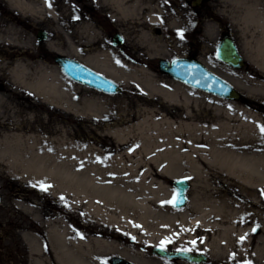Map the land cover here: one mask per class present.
<instances>
[{
  "label": "bare ground",
  "instance_id": "bare-ground-1",
  "mask_svg": "<svg viewBox=\"0 0 264 264\" xmlns=\"http://www.w3.org/2000/svg\"><path fill=\"white\" fill-rule=\"evenodd\" d=\"M2 1L12 11L35 19L51 30L59 22L79 17L66 0ZM95 1L120 26L121 34L131 47L140 52L141 57L137 59L151 61L166 55L170 47L179 53L186 52L175 41L178 31L188 29L186 15L166 8V0ZM219 1L224 8L228 7L227 18L232 27L241 26L253 32L251 36L258 42V58L251 61H259L256 66L263 71L264 0ZM74 29L75 39L52 30L54 40L47 48L61 56L64 55L62 43H67V58L82 62L123 88L132 89L133 92L128 93L133 99L128 95L115 99L96 95L75 98L71 90L78 89L77 86L58 74L55 68L48 67L31 50L32 42L21 27L0 16V44L10 48L9 53L15 58L7 71L11 81L37 98L44 113L55 109L83 118L102 117L105 121L103 136L110 140L103 143L102 150L95 144L77 142L74 134L65 130L55 136L56 131L40 126L28 124L19 133L13 128L5 141L25 153L23 168L27 180L33 181L39 174L43 178L48 175L47 186L52 195L68 193L73 208L79 201L84 202L87 214L102 226L135 236L138 230H146V226L136 223H148L153 230L152 238L156 239L161 224L165 225L166 235L171 233V221L176 214L169 213L162 221L151 203L157 191L162 199L170 200L171 197L158 176L169 180H177L182 175L196 178V188L201 190L202 198L197 202L195 198L188 200L190 205L198 203L200 206L198 216L192 221H198L203 231H209L206 237L212 236L214 256L228 253L238 235L245 237L240 250L251 249L252 239L238 227V212L251 213V210L234 203L226 194L212 192L207 197L206 191L212 187L213 173H225L239 183L264 179L262 160L249 155L264 138L258 127L263 125L254 112L244 104L245 107H233L222 113L219 104L212 108L217 102L213 95L200 94L166 80L105 47L102 35L91 22L81 20ZM254 85L263 88L264 82L254 81ZM198 100L209 101L211 108L201 109ZM16 165L15 159L10 160V166ZM180 216L184 218L185 215L180 213ZM45 228L56 264H99L92 256L93 243L111 247L115 255L122 251L119 244L107 238L72 241L78 245L72 246L70 240L64 241L65 232ZM213 230L219 231L217 236L213 235ZM255 250L264 252L262 243H258ZM122 260L140 264L129 258ZM254 260L249 258L246 263Z\"/></svg>",
  "mask_w": 264,
  "mask_h": 264
},
{
  "label": "rangeland",
  "instance_id": "rangeland-1",
  "mask_svg": "<svg viewBox=\"0 0 264 264\" xmlns=\"http://www.w3.org/2000/svg\"><path fill=\"white\" fill-rule=\"evenodd\" d=\"M197 2L199 0L164 1L166 8L177 9L186 15L189 25L187 31L182 32V39L178 35L175 36L179 48H183L186 52L179 53L177 52L179 50L170 47L166 50V55L151 61L145 58L143 60L137 59L141 57L140 52L131 47L128 40L121 34L120 26L106 14L95 0H66V3L79 17L62 23L59 22L51 28L54 31H59L63 37L75 39V25L81 20L89 21L99 30L105 47L113 50L125 60L145 66L153 74L176 82L194 92L212 96L206 92L190 88L158 69V61L160 60L172 61L181 57L196 59L212 73L233 85L242 95L237 102L212 96L217 100L213 106L209 101L198 100L200 108L210 109L211 106L217 108L219 104L221 112L224 113V110H233V107H245L244 104H247L264 127V86L257 88L254 85V81L264 82V68L261 67L263 71H260L257 68L260 62L252 63L251 61L258 58L256 53L257 39L251 36L252 31L247 32L241 26H231V22L227 18L229 12H226L228 7L224 8L221 1L205 0L203 12ZM0 16L6 22L9 21L21 27L32 42L31 50L35 51L48 67L55 68L58 74L77 86L78 89L71 90L72 94L76 96L75 98L81 99L96 95L115 99L128 95L130 99H133V95L128 93L133 92L132 89L123 88L119 84L117 85L122 89V92L109 95L73 82L63 74L54 62V57L57 54L47 48V45L54 40L51 29L35 19L23 17L12 11L2 0H0ZM40 31L47 34L42 42L37 37ZM116 33L123 38L124 43L121 46H113L112 44V37ZM228 34L236 40L239 52L245 59V66L239 70L226 66L215 57L218 41L223 35ZM62 45L64 55L61 56L68 57L65 56L68 53L67 43H62ZM10 51V48L0 44V264H56L50 246L51 240H49L45 227L56 228L65 232L64 241L70 240L72 246H78L72 241L78 243L85 240L89 241L90 238H107L111 243L115 242V244L120 245L122 251L115 255L111 247H101L93 243L91 246L92 256L99 264L101 261H105V264H112V260L115 258H129L140 264H185L182 262L168 263L150 253L152 246H159L160 241L166 238H171V242L166 244L165 249L183 250L187 248L192 252L204 254L208 256V260L204 264H244L249 258L264 262V252L255 250L258 243H262L264 246V179L255 183H239L225 173H213L211 175L212 189H207V197H209L208 193L212 192L222 196L226 194L234 203L251 210V213L240 214V211L238 212L240 215L238 227L243 230L247 238L252 239L250 244L252 248L241 251L240 247L243 242H240L241 236L238 235L228 253L216 256L213 254L215 248L212 236L206 237L209 231H203L198 221H192L198 216L199 204L190 205L188 203L183 209H173L171 203H166L173 197L174 191L171 181L176 179L169 180L158 176V181L167 187L166 192L167 194L171 193V197L170 200L162 199V196L157 195V191L153 198L154 201L151 203L160 214L162 221L169 213L175 212L176 214L171 221V233L166 235L165 225L161 224L156 239L152 238L153 230L148 223L146 225L142 222L136 223L140 227L146 226V230H138L135 236H130L116 228L102 226L95 218L87 214L84 202L79 201L80 203L75 204L73 208L70 204L72 199L68 193L59 192L52 195L50 187L41 191L39 185L41 183L47 185L50 181L48 175L43 178V175L39 174L33 181L27 180L23 168L26 159L25 153L21 150L17 151L14 146L5 141L13 128L19 133L23 132V128L28 124L31 127L40 126L45 130L53 129L56 131L55 136L63 134L62 131L65 130L70 135L74 134L77 142H83V145L95 144L102 150L103 143H109L110 140L103 136L102 130L105 121L102 117L83 118L55 109L46 113L42 112L45 109L39 105L37 98L16 86L9 78L8 67L15 59L14 54L9 53ZM81 55L86 56L83 50H81ZM134 98L136 99L135 96ZM139 99L142 101L141 98ZM252 122L254 121L252 120ZM250 154L252 159L262 160V167L264 168V138L251 149ZM12 159H15L17 167L10 166ZM180 178L189 180V199L195 198L196 202L201 200L202 192L196 188L198 185L196 178L192 179L182 175L177 179ZM180 213L185 215L184 218L180 216ZM253 228L258 229V233L253 232ZM218 233V230H213L214 236H217ZM191 241H196L194 246L190 243Z\"/></svg>",
  "mask_w": 264,
  "mask_h": 264
},
{
  "label": "water",
  "instance_id": "water-1",
  "mask_svg": "<svg viewBox=\"0 0 264 264\" xmlns=\"http://www.w3.org/2000/svg\"><path fill=\"white\" fill-rule=\"evenodd\" d=\"M46 34L42 31L38 33V40L44 41ZM120 35L115 34L112 38L113 46L123 44ZM215 57L221 63L234 69L244 67V59L238 51L236 42L230 36H224L218 42ZM54 62L58 64L62 72L72 81L88 88L110 94H120V87L112 80L91 70L82 63L67 57L55 56ZM158 68L161 72L169 75L174 80L191 86L194 89L214 95L227 101L240 100L238 91L227 81L221 79L202 63L195 59L176 58L172 61L161 60L158 62ZM177 181H183L177 184ZM175 189L176 202L171 203L175 209H182L187 204V193L189 190V181L185 178L172 182ZM257 232V231H255ZM144 250V247H142ZM151 254L166 259L168 261L178 260L191 264H202L206 262V256L184 251H161L160 247H152ZM112 264H132L122 259H113Z\"/></svg>",
  "mask_w": 264,
  "mask_h": 264
},
{
  "label": "snow or ice",
  "instance_id": "snow-or-ice-1",
  "mask_svg": "<svg viewBox=\"0 0 264 264\" xmlns=\"http://www.w3.org/2000/svg\"><path fill=\"white\" fill-rule=\"evenodd\" d=\"M177 35H178L179 38H181V39L183 38V33H182V32H179V31H178ZM258 127H259V130H260L261 135L264 136V127H261V126H258ZM176 183H177V184H182L183 181H177ZM39 187H40V190H41V191H45V190L47 189L48 186L45 185V184H43V183H41V184L39 185ZM173 191L175 192V189H174ZM61 199H63V198H61ZM175 202H176V196L174 195L173 198H172V200L167 201L166 203H175ZM255 231H256V229L253 228V232H255ZM244 239H245V237H240V242H243ZM170 242H171V238H166V239H164V240H161V241H160V245H159L160 250H161V251H164V250H165V246H166V244H168V243H170ZM190 243L194 246L195 243H196V241H191ZM177 251L179 252V251H181V249H177ZM183 251H184V252H188V251H190V249L185 248V249H183ZM233 258H234V257H233ZM101 264H105V261H101Z\"/></svg>",
  "mask_w": 264,
  "mask_h": 264
},
{
  "label": "flooded vegetation",
  "instance_id": "flooded-vegetation-1",
  "mask_svg": "<svg viewBox=\"0 0 264 264\" xmlns=\"http://www.w3.org/2000/svg\"><path fill=\"white\" fill-rule=\"evenodd\" d=\"M204 1L205 0H199V2H197V5H200V9H202V12L204 10V7H203L204 6ZM168 250H170V249H168ZM207 260H208V256H207ZM166 262H168V263H176V262H180V261H166ZM182 263L189 264V263H186V262H182ZM246 264H264V262L254 260V261H250V262H248Z\"/></svg>",
  "mask_w": 264,
  "mask_h": 264
}]
</instances>
